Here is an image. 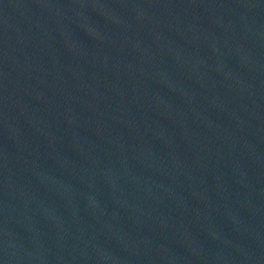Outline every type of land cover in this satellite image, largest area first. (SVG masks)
Here are the masks:
<instances>
[{
	"label": "water",
	"instance_id": "obj_1",
	"mask_svg": "<svg viewBox=\"0 0 264 264\" xmlns=\"http://www.w3.org/2000/svg\"><path fill=\"white\" fill-rule=\"evenodd\" d=\"M0 264H264V0H0Z\"/></svg>",
	"mask_w": 264,
	"mask_h": 264
}]
</instances>
